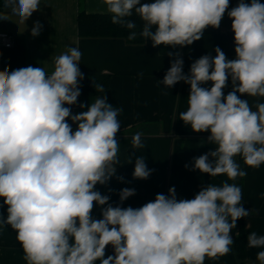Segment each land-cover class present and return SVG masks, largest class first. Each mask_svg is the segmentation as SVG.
<instances>
[{"label": "clouds", "instance_id": "clouds-1", "mask_svg": "<svg viewBox=\"0 0 264 264\" xmlns=\"http://www.w3.org/2000/svg\"><path fill=\"white\" fill-rule=\"evenodd\" d=\"M229 2L103 0L111 22L130 30L128 40L139 35L153 47L191 45L209 26L218 29L227 11L235 59L217 46L215 57L198 58L184 74L183 60L176 54L159 83L165 88L180 81L190 85L188 108L179 119L194 132H210L207 140L215 145L194 158L192 170L212 177L226 174L235 181L247 173L234 157L239 155L252 168L264 164V103L253 111L237 95L264 97V4L239 0L228 10ZM40 5L41 0H5L4 7L25 24ZM133 13L142 21L139 32L137 23L127 19ZM41 27L36 22L32 35ZM81 56L78 48L69 47L55 57L51 74L35 64L0 71V197L7 205L0 229L10 226L16 232L26 264H204L206 257L229 254L236 222L249 216L235 183L208 184L190 200H178L171 187L168 195L157 194L139 208L113 207L109 196L95 190L97 184L108 183L119 164L116 135L122 109L108 103L105 95L79 114L65 107L81 95ZM229 78L233 88L225 96ZM207 82H212L210 88L201 86ZM94 87L105 93L103 85ZM66 118L77 125L75 131ZM141 137L139 132L132 137L133 149L144 148ZM152 171L143 156L135 159L133 178L145 180ZM134 194V189L124 188L120 201ZM94 203L107 205L102 219L93 218ZM108 245L114 254L104 258ZM247 246L264 248V235L251 232ZM256 259L264 264V250Z\"/></svg>", "mask_w": 264, "mask_h": 264}, {"label": "crops", "instance_id": "crops-1", "mask_svg": "<svg viewBox=\"0 0 264 264\" xmlns=\"http://www.w3.org/2000/svg\"><path fill=\"white\" fill-rule=\"evenodd\" d=\"M154 0H141V3H152ZM250 3L251 0H244ZM264 4V0H259ZM239 0H230L229 9L236 7ZM103 0H41L40 9L35 11L25 24L19 23V17L11 9L0 13V33L11 36L12 47L5 48L0 44V71L5 68L15 70L20 66L35 64L48 74L54 70L55 57L62 55L69 47L78 48L81 53L79 68L82 74L109 76L107 102L121 108L118 115L121 128L116 138L119 141L118 159L115 175L105 185L97 184L95 190L109 196L108 203L113 207L139 208L145 203L154 201L157 194L168 193L175 187L178 200H190L208 184L221 186L223 182L235 183L240 187V177L235 181L228 180L226 174L212 177L199 170H192L194 158L215 150V145L208 142L210 132H194L189 125L179 119V114L188 108L187 98L190 85L180 81L171 88H165L159 81L177 58L183 60V73L189 74L190 66L204 55L215 57L218 46L228 59H235V45L230 46L227 31L221 26H211L204 30L202 38L193 44L175 48L160 45L152 46L151 40L143 45H128L122 39L81 38L78 34V14L82 9L87 13L106 11ZM227 13V11H226ZM225 13V14H226ZM36 22L42 27L38 35H32ZM168 53H173L169 56ZM210 88L212 82L201 85ZM229 78L223 89L226 96L232 91ZM241 99H247L253 111L257 103H264V97H248L237 93ZM103 95L78 97L70 107L73 115L87 111V106ZM85 104V108L79 105ZM75 108V109H74ZM67 122L75 131L77 125L70 118ZM142 134L144 148L133 149L132 137ZM131 156V163L129 162ZM143 156L146 165L153 170L145 180L133 178L135 159ZM211 160L212 157H209ZM247 175L243 177L244 208L249 212L245 217L247 236L251 232L264 235V164L252 168L240 162V156L234 157ZM185 165H188L186 168ZM123 177V180L118 179ZM134 189L135 194L120 201L122 189ZM0 197V214L7 217V205ZM94 203V219H102V208ZM239 233V220L232 230L233 240ZM16 232L10 226L0 229V264H26L23 250L16 239ZM264 248L247 246L245 260L242 262L236 255L234 243L231 252L218 259L205 258L204 264H259L257 253Z\"/></svg>", "mask_w": 264, "mask_h": 264}, {"label": "trees", "instance_id": "trees-1", "mask_svg": "<svg viewBox=\"0 0 264 264\" xmlns=\"http://www.w3.org/2000/svg\"><path fill=\"white\" fill-rule=\"evenodd\" d=\"M5 0H0V13L9 9L4 7ZM137 23L138 27L136 29L137 32L141 30L142 21L139 16L133 13L131 17H128ZM232 20L228 17L227 13L224 15L220 26L227 31L229 36V45H235L234 43V33L231 28ZM130 33V30L122 27L118 24H113L111 22V14H103V13H95L90 14L80 9L78 14V34L81 38H90V39H122L128 45H143L146 41L143 37L137 36L135 40H128L127 37ZM83 79L78 81V86L81 92L80 98L83 96H94V95H107L109 88V76L107 75H98V74H83ZM94 81L95 84L103 85L105 89V93H100L95 91V87L92 84ZM242 158L240 157V162L242 163ZM240 187L242 189V201L244 207L243 200V178H240ZM165 195H168L166 193ZM93 216V215H92ZM94 218V217H93ZM98 220V219H97ZM247 248V232L245 229V218L239 219V235L234 241V249L236 251V255L240 261L245 260ZM113 254H105L104 258ZM95 264H100L99 260L95 262Z\"/></svg>", "mask_w": 264, "mask_h": 264}, {"label": "built area", "instance_id": "built-area-1", "mask_svg": "<svg viewBox=\"0 0 264 264\" xmlns=\"http://www.w3.org/2000/svg\"><path fill=\"white\" fill-rule=\"evenodd\" d=\"M0 44L5 48H11L12 47L11 36L7 33H0Z\"/></svg>", "mask_w": 264, "mask_h": 264}, {"label": "water", "instance_id": "water-1", "mask_svg": "<svg viewBox=\"0 0 264 264\" xmlns=\"http://www.w3.org/2000/svg\"><path fill=\"white\" fill-rule=\"evenodd\" d=\"M105 254H114V249L111 245L106 246Z\"/></svg>", "mask_w": 264, "mask_h": 264}]
</instances>
